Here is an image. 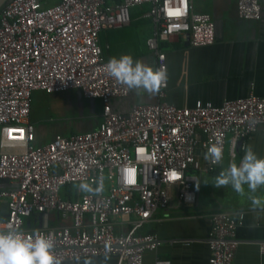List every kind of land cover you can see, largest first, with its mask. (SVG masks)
<instances>
[{"label": "built area", "instance_id": "2783aa9c", "mask_svg": "<svg viewBox=\"0 0 264 264\" xmlns=\"http://www.w3.org/2000/svg\"><path fill=\"white\" fill-rule=\"evenodd\" d=\"M143 5L153 24L145 45L155 54V68L165 69L159 45L172 35L192 47L213 42V21L190 0H8L0 7V180L14 184L0 190V230L50 235L63 263L112 257L114 264H143V254L154 253L160 240L138 230L168 205L171 193L183 206L195 203L198 175L219 165L205 160L207 148L222 145L223 157L226 150L240 153L264 125L262 96L249 92L218 105L197 100L175 106L164 100L166 81L156 102L114 110L111 101L126 97L128 88L106 74L98 34L127 24L130 10ZM235 13L258 20V0H235ZM70 89L99 101L97 125L36 143L31 93ZM101 181L98 195L79 190ZM33 213L56 216L59 223L23 227ZM207 222L206 264H232L243 213L215 210ZM256 246L263 254L264 241ZM151 264L170 261L154 256Z\"/></svg>", "mask_w": 264, "mask_h": 264}, {"label": "crops", "instance_id": "0c3cea01", "mask_svg": "<svg viewBox=\"0 0 264 264\" xmlns=\"http://www.w3.org/2000/svg\"><path fill=\"white\" fill-rule=\"evenodd\" d=\"M258 3L259 19L244 20L236 16L235 0H190L196 12L208 14L213 21L214 40L207 46L192 47L182 35H172L162 43L160 50L164 53L167 75L165 101L189 107L197 100L218 105L224 99L244 97L249 92L264 97V0H258ZM147 8V5L137 8L138 14L133 11L127 24L99 34L98 45L105 60L130 53L134 60L155 68V54L145 45V40L153 33L151 19L145 15ZM139 26L140 34L137 33ZM156 101V94L138 95L128 89L126 97L111 101V107L126 112L134 103ZM29 121L34 122L30 116ZM49 138L37 140L35 136L36 143ZM249 145L258 156L264 157V125L257 127L246 141L245 149ZM245 149L235 155L226 150L222 163L211 173L198 175L194 204L183 206L171 193L168 205L143 223L138 231L154 234L160 240L154 253L143 254V264H151L154 256L169 259L170 264H206L207 215L215 210L243 213V223L235 231L237 246L232 264H264V253L259 254L256 246L258 241H264V209H254L248 198L255 195L264 200V186L251 193L245 185V195L241 196L230 185L222 188L212 185L230 162L239 164ZM9 189H14V184L0 180V190ZM4 216L5 205L0 201V220ZM58 223L56 216L33 213L24 221L23 227L43 228ZM85 259L90 264L115 262L112 257H86L81 259V264Z\"/></svg>", "mask_w": 264, "mask_h": 264}, {"label": "clouds", "instance_id": "9594fccd", "mask_svg": "<svg viewBox=\"0 0 264 264\" xmlns=\"http://www.w3.org/2000/svg\"><path fill=\"white\" fill-rule=\"evenodd\" d=\"M105 70L108 76L138 95L147 93L151 96L158 93L167 79L165 69L153 68L140 60H134L130 53L109 58ZM204 158L214 164H221L223 146L210 145ZM212 185L216 188L230 185L241 196L245 195L244 186L247 185L250 192L255 193L259 187L264 186V157L258 156L251 145L247 146L239 164L230 162L215 177ZM79 190L98 195L103 192V182L95 188L82 183ZM248 198L254 209H264V200L260 197L250 195ZM54 249L55 242L50 235L36 233L34 236H25L14 227L0 230V264H63ZM74 264H81V258L75 257ZM84 264H90V261L85 259Z\"/></svg>", "mask_w": 264, "mask_h": 264}, {"label": "rangeland", "instance_id": "374dc122", "mask_svg": "<svg viewBox=\"0 0 264 264\" xmlns=\"http://www.w3.org/2000/svg\"><path fill=\"white\" fill-rule=\"evenodd\" d=\"M137 33H141L140 26ZM30 98L29 116L35 122L37 140L49 138L54 133L67 135L69 132L89 130L99 120L98 100L82 98L77 89L51 94L35 90Z\"/></svg>", "mask_w": 264, "mask_h": 264}, {"label": "trees", "instance_id": "16d2710c", "mask_svg": "<svg viewBox=\"0 0 264 264\" xmlns=\"http://www.w3.org/2000/svg\"><path fill=\"white\" fill-rule=\"evenodd\" d=\"M110 1H111V0H105V4H108ZM114 1L117 2L118 0H114ZM133 9H135V14H138L137 11H136L137 8H133ZM132 14H134V13H133L132 10H130L129 17H130V15L132 16ZM107 30H108V29H105V30H102V31H107ZM102 31H100L99 34H100ZM99 34H98V41H99V37H100ZM142 39H144V38H142ZM98 43H99V42H98ZM161 45H162V44L159 45V49L161 48ZM100 50H101V56H103V59H106V58L104 57V52L102 51L101 48H100ZM29 110H30V107H29ZM32 123L35 124V122H32ZM70 133H73V132H69L68 134H70ZM62 135H64V134H62Z\"/></svg>", "mask_w": 264, "mask_h": 264}, {"label": "water", "instance_id": "95a60500", "mask_svg": "<svg viewBox=\"0 0 264 264\" xmlns=\"http://www.w3.org/2000/svg\"><path fill=\"white\" fill-rule=\"evenodd\" d=\"M8 0H0V7L5 3L7 2Z\"/></svg>", "mask_w": 264, "mask_h": 264}, {"label": "snow or ice", "instance_id": "6c2138e0", "mask_svg": "<svg viewBox=\"0 0 264 264\" xmlns=\"http://www.w3.org/2000/svg\"><path fill=\"white\" fill-rule=\"evenodd\" d=\"M172 175H173V177H175V173H173Z\"/></svg>", "mask_w": 264, "mask_h": 264}]
</instances>
